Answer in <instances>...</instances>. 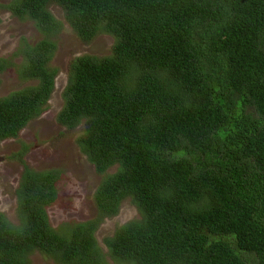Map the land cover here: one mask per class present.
<instances>
[{"label": "trees", "instance_id": "trees-1", "mask_svg": "<svg viewBox=\"0 0 264 264\" xmlns=\"http://www.w3.org/2000/svg\"><path fill=\"white\" fill-rule=\"evenodd\" d=\"M52 4L82 42L114 38L108 56L70 61L57 116L81 127L78 148L104 176L97 217L54 231L46 209L61 173L21 160L18 224L0 213V264H29L35 251L57 264H107L95 232L126 199L140 218L104 239L114 261L246 264L253 254L264 264V0H11L0 11L29 18L43 37L17 50L19 78L35 84L0 98V143L55 89ZM9 65L0 58V73Z\"/></svg>", "mask_w": 264, "mask_h": 264}, {"label": "rangeland", "instance_id": "rangeland-1", "mask_svg": "<svg viewBox=\"0 0 264 264\" xmlns=\"http://www.w3.org/2000/svg\"><path fill=\"white\" fill-rule=\"evenodd\" d=\"M10 2L0 0V6ZM48 10L60 23L59 30L50 36L56 46L50 61V67L57 70L55 89L45 111L38 118L30 121L17 138L0 143V213L10 224H18L15 189L23 167L21 160L34 171L58 170L61 173L57 186L59 198L46 209V213L52 229L62 234L77 223L97 217L93 195L104 177L95 172L78 148L77 138L81 134V127L70 130L57 122L64 105L63 91L69 79V63L83 55L108 56L114 40L106 33H99L92 41L84 43L66 23L60 7L52 4ZM42 37L29 18L13 16L8 10L0 11V58L8 60L10 64L0 73V98L35 84L19 78L18 69L23 64V58L16 53L22 43L33 45ZM114 171L115 167L109 169L107 174ZM139 218L140 213L135 205L126 199L120 204L115 216L102 219L95 232V240L107 264L122 263L109 257L104 239L111 237L122 225ZM28 259L29 264L58 263L55 258L37 251L31 253ZM245 259L246 264H262L253 254L246 255Z\"/></svg>", "mask_w": 264, "mask_h": 264}, {"label": "clouds", "instance_id": "clouds-1", "mask_svg": "<svg viewBox=\"0 0 264 264\" xmlns=\"http://www.w3.org/2000/svg\"><path fill=\"white\" fill-rule=\"evenodd\" d=\"M111 36V35H110ZM113 40H114V38H113ZM113 43H114V41H113ZM111 52V51H110Z\"/></svg>", "mask_w": 264, "mask_h": 264}]
</instances>
